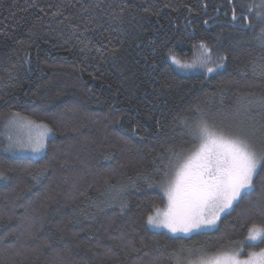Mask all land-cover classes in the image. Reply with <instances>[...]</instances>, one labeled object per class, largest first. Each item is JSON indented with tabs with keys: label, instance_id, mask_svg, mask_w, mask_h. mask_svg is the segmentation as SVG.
Masks as SVG:
<instances>
[{
	"label": "trees",
	"instance_id": "obj_1",
	"mask_svg": "<svg viewBox=\"0 0 264 264\" xmlns=\"http://www.w3.org/2000/svg\"><path fill=\"white\" fill-rule=\"evenodd\" d=\"M250 2L0 0V125L19 113L54 135L35 160L0 148V264H173L245 239L259 189L210 233L146 221L166 202L152 161L190 147L179 122L264 96V23L239 19ZM201 42L227 57L211 75ZM250 117L264 123L259 106Z\"/></svg>",
	"mask_w": 264,
	"mask_h": 264
},
{
	"label": "snow or ice",
	"instance_id": "obj_2",
	"mask_svg": "<svg viewBox=\"0 0 264 264\" xmlns=\"http://www.w3.org/2000/svg\"><path fill=\"white\" fill-rule=\"evenodd\" d=\"M249 15L264 23V0H252L247 5V15L242 13L239 19L247 21ZM237 19L233 7L232 20ZM242 27L250 28L252 24L249 22ZM260 39L264 42V28L260 30ZM198 48L203 50L199 66L209 75L224 66L226 56L214 58L212 49L203 42ZM119 53V48L112 47L107 55L116 57ZM254 106L264 111V96L246 100L230 113L218 116L197 107L194 120L179 122L182 133L190 138L186 141L190 147L177 151L170 146L167 158L158 157L159 164L157 160L152 161L163 176L160 186L167 197V206L164 210L156 208L147 216L149 226L167 229L174 235L209 233L217 229L221 215L234 212V205L238 208L259 189V196L249 201L246 209L252 223L245 239L264 245V222H255L251 215H258L264 221V123L257 125L251 119ZM17 117L19 113H14L11 123H18ZM27 123L37 131L34 134L30 131L26 140L9 136L7 151L39 155L46 149L45 141L51 129L47 124ZM7 179L6 173L0 170V180ZM243 246V241H229L214 249L202 247L195 250L197 259L192 264H264V247L249 251L246 258L241 259ZM105 255L112 257L111 249H105Z\"/></svg>",
	"mask_w": 264,
	"mask_h": 264
},
{
	"label": "rangeland",
	"instance_id": "obj_3",
	"mask_svg": "<svg viewBox=\"0 0 264 264\" xmlns=\"http://www.w3.org/2000/svg\"><path fill=\"white\" fill-rule=\"evenodd\" d=\"M12 116H13V114L8 115L7 117H5L3 119V121L1 122V125H0V141L3 142V146L0 147V148L2 149V151H5L6 153L11 154V155L16 156V157L30 158V159H39V158H41L45 154L47 147L39 155L33 154L31 152H19V151L11 152V151H7L8 144H9V141H8V137L9 136L13 137L14 140H16V139L26 140L30 131L33 134L37 131L35 128H32L31 126H29L28 123H27V121H33V120L29 119L26 116L23 117V116L19 115V117H17L18 123L13 124V123H11ZM21 118H25V119L22 120ZM36 124H40V123L36 122ZM53 136L54 135H53L52 131H50L47 134L46 141H45L46 144H48V141L50 139H52ZM165 199H166L165 205L163 207L159 208L161 210L166 209V206H167V197L166 196H165ZM226 214H228V213H225V214L221 215L220 221ZM220 221L218 222L217 228H218V226L220 224ZM148 227L152 231L164 232L167 235H169L171 237H174V238H186V239H188V238H191V237H193L195 235L201 234V233H193V234H190V235H187V236L182 235V234H175L174 235V234L168 232L167 229H163V228L156 229V228H152L149 225H148ZM215 230H212L211 232H213ZM243 242H244V246H243V252H241V256H240L241 259L246 258L247 253L249 251H258L260 247H264V245H260L259 242H255V244H254L253 242L247 241L246 239H244ZM196 259H197V255H196V252L194 250L192 252H189V253H186V254H182L181 256H178L177 260L173 264H192V262L195 261Z\"/></svg>",
	"mask_w": 264,
	"mask_h": 264
},
{
	"label": "bare ground",
	"instance_id": "obj_4",
	"mask_svg": "<svg viewBox=\"0 0 264 264\" xmlns=\"http://www.w3.org/2000/svg\"><path fill=\"white\" fill-rule=\"evenodd\" d=\"M22 116V115H21ZM24 117V116H23ZM43 158V157H42ZM29 159V158H28ZM35 160V159H34Z\"/></svg>",
	"mask_w": 264,
	"mask_h": 264
}]
</instances>
